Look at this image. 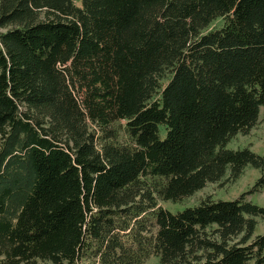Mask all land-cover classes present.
Returning <instances> with one entry per match:
<instances>
[{
	"label": "trees",
	"instance_id": "1",
	"mask_svg": "<svg viewBox=\"0 0 264 264\" xmlns=\"http://www.w3.org/2000/svg\"><path fill=\"white\" fill-rule=\"evenodd\" d=\"M0 31V264H264V156L229 148L264 111V0H0ZM247 167L235 200L159 204Z\"/></svg>",
	"mask_w": 264,
	"mask_h": 264
},
{
	"label": "rangeland",
	"instance_id": "2",
	"mask_svg": "<svg viewBox=\"0 0 264 264\" xmlns=\"http://www.w3.org/2000/svg\"><path fill=\"white\" fill-rule=\"evenodd\" d=\"M82 1L83 0H75V5L81 7ZM221 24L222 21H218L214 24V27H219ZM229 148H251L253 152L264 156V111L261 112L257 125L248 134H239L236 136V138H234L229 144ZM260 176L261 173L259 170L247 167L244 175L234 183L227 182L226 180H222L218 183H210L201 191H198L181 202L174 203L159 201V204L168 211L177 213L188 207L198 205L207 197H211L213 200H235L239 198L241 194L249 192ZM246 199L251 200L254 204L264 207V188L258 193L247 196ZM257 221L258 228L256 235H264V220L258 218ZM145 264H161V262L158 257L153 256L148 259Z\"/></svg>",
	"mask_w": 264,
	"mask_h": 264
}]
</instances>
